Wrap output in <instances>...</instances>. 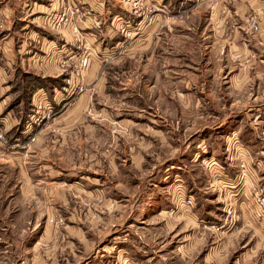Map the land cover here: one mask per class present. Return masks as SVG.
Instances as JSON below:
<instances>
[{
    "label": "rangeland",
    "instance_id": "obj_1",
    "mask_svg": "<svg viewBox=\"0 0 264 264\" xmlns=\"http://www.w3.org/2000/svg\"><path fill=\"white\" fill-rule=\"evenodd\" d=\"M0 264H264V0H0Z\"/></svg>",
    "mask_w": 264,
    "mask_h": 264
},
{
    "label": "trees",
    "instance_id": "obj_2",
    "mask_svg": "<svg viewBox=\"0 0 264 264\" xmlns=\"http://www.w3.org/2000/svg\"><path fill=\"white\" fill-rule=\"evenodd\" d=\"M120 39H122V38H120ZM117 40H119V38H117ZM51 81H53V80H51V79H49V80H42V79H37V78H32L31 79V82L33 83V85H34L35 88L41 86V88H47V89H49L48 83L51 82ZM30 106H31V103L29 102V105L27 106V114L28 115H30V113L32 111V108H30ZM23 132H25V130L23 128H18L16 130H14L12 132V134L10 135L11 136L10 137V142H14L16 140H19L20 143H23L26 140L25 139V136H23V134H22Z\"/></svg>",
    "mask_w": 264,
    "mask_h": 264
},
{
    "label": "crops",
    "instance_id": "obj_3",
    "mask_svg": "<svg viewBox=\"0 0 264 264\" xmlns=\"http://www.w3.org/2000/svg\"><path fill=\"white\" fill-rule=\"evenodd\" d=\"M256 4V3H255ZM256 7L258 6V4H256L255 5ZM244 7V5H242V7H239L238 9L240 10V9H242ZM245 45H247V44H245ZM240 47H241V45H239ZM241 48H243V46L241 47ZM249 51H250V48L248 49Z\"/></svg>",
    "mask_w": 264,
    "mask_h": 264
},
{
    "label": "built area",
    "instance_id": "obj_4",
    "mask_svg": "<svg viewBox=\"0 0 264 264\" xmlns=\"http://www.w3.org/2000/svg\"><path fill=\"white\" fill-rule=\"evenodd\" d=\"M253 28L257 29L258 25L256 23L253 22Z\"/></svg>",
    "mask_w": 264,
    "mask_h": 264
}]
</instances>
